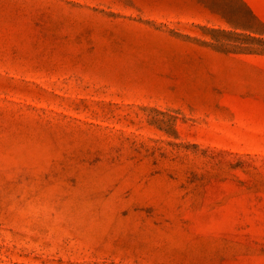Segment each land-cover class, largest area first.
Wrapping results in <instances>:
<instances>
[{"label": "rangeland", "instance_id": "rangeland-1", "mask_svg": "<svg viewBox=\"0 0 264 264\" xmlns=\"http://www.w3.org/2000/svg\"><path fill=\"white\" fill-rule=\"evenodd\" d=\"M0 264H264V0H0Z\"/></svg>", "mask_w": 264, "mask_h": 264}]
</instances>
